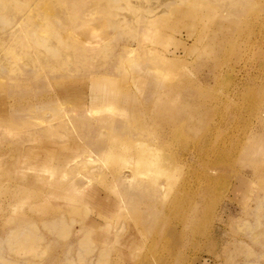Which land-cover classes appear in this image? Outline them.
Returning a JSON list of instances; mask_svg holds the SVG:
<instances>
[{"label":"rangeland","instance_id":"1","mask_svg":"<svg viewBox=\"0 0 264 264\" xmlns=\"http://www.w3.org/2000/svg\"><path fill=\"white\" fill-rule=\"evenodd\" d=\"M236 3L0 0V264H264V0Z\"/></svg>","mask_w":264,"mask_h":264},{"label":"bare ground","instance_id":"2","mask_svg":"<svg viewBox=\"0 0 264 264\" xmlns=\"http://www.w3.org/2000/svg\"><path fill=\"white\" fill-rule=\"evenodd\" d=\"M240 1V4H238V3H236L235 5H233L232 6V8L233 9H235V10H240L241 8H243L245 5H246V3H247V1L248 0H239ZM246 7V6H245ZM249 8H251V6L249 7ZM13 27V26H12ZM224 26L223 25H220L219 26V28H223ZM230 29V28H229ZM228 29V30H229ZM231 29H233L235 32H237L238 31V29H236V28H234V27H232ZM15 30V29H14ZM14 30H12V31H14ZM224 35V34H223ZM86 46H88V45H86ZM127 49V53H131V52H133V50H131V49H128V48H126ZM95 50V49H94ZM126 51V50H125ZM172 56L173 57H175L176 55H175V53L173 52L172 53ZM168 59V61L170 62V63H173L174 62V60H172V58L170 59V58H167ZM92 61V60H91ZM173 61V62H172ZM178 61V60H177ZM96 80V79H95ZM100 83V82H99ZM101 86V85H100ZM151 90H153V89H151ZM154 91V90H153ZM100 92V91H99ZM194 98H196V96L194 97ZM202 107L203 106H201V104H199V103H195L194 104V107L193 108H191V111H190V113H189V118L186 120V123H187V127L188 128H193V129H197L198 128V126L199 125H195V123H194V121L196 120L197 121V116L198 115H200V113L202 112V114H203V116H205L206 117V113H207V109H205V108H203L202 109ZM199 119H200V117H199ZM137 144H140V142H136ZM108 151L107 152H105L104 154H106V153H108V154H110L111 155V158H116V157H119L120 156V153H118V152H116L114 149H113V147H111V146H109L108 147V149H107ZM24 156V158H25V161H28V162H32V160H33V156H32V154L30 155L28 152H26L25 153V155H23ZM113 156V157H112ZM77 157H79V156H77ZM77 157H75V158H77ZM104 157V156H103ZM75 158H74V160H75ZM85 158H87V159H85ZM84 159H85V161L87 162H92V163H94L95 161L94 160H90V156L89 155H86V157H85ZM135 162H136V164H138L139 166H140V168H143V169H149V170H151V169H156V170H158V168H159V160H158V158L155 156V154L153 153V151L150 149V150H140L138 153H136V155H135ZM74 160H72V161H74ZM1 168V167H0ZM2 168H4V167H2ZM11 169V168H10ZM9 172H7V174H8ZM77 173V172H76ZM9 175V174H8ZM7 175V176H8ZM143 175V174H142ZM148 177H149V175H147ZM159 177V176H158ZM157 177V178H158ZM200 177H202V176H200ZM150 178V177H149ZM132 179H133V176H132ZM201 180V179H200ZM213 181V178H211V176H204V178L202 179V183H201V185H202V189L200 190V192H198V195H199V197H208V196H210V190H211V182ZM84 182V181H83ZM82 182V183H83ZM214 182V181H213ZM155 183H157V182H155V179L154 178H152L150 181H148V186L150 185H155ZM123 184L125 185V186H132V184H130L129 183V181H127L126 179L125 180H123ZM144 184H146V183H144L143 181H139V182H137V183H135V185L136 186H134L135 188H133V190H129L127 187H125V192L128 194H134V195H139L140 196V194L143 192V190L142 189H144V188H142L143 186L142 185H144ZM1 186V185H0ZM147 186V187H148ZM6 187V186H5ZM2 187V188H0V195H2V194H4L5 195V193H6V195H8V194H11V195H13V197H17L18 195H19V191L20 190H12L10 187L8 188V187ZM22 191V190H21ZM23 192V191H22ZM23 193H25V192H23ZM10 195V196H11ZM197 195V196H198ZM3 196V195H2ZM1 196V197H2ZM138 196V197H139ZM203 199V198H202ZM190 219H191V217H190ZM191 221V220H190ZM188 223H189V221H188ZM191 223V222H190ZM12 239L16 242V243H18V245L19 246H21L22 248H24L25 247V245L27 244V242H29V241H31L30 239H26V236L23 238L21 235H19V234H13V236H12Z\"/></svg>","mask_w":264,"mask_h":264}]
</instances>
